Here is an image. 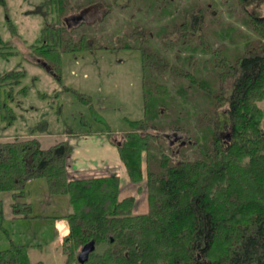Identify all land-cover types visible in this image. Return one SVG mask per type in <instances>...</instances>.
Here are the masks:
<instances>
[{"label":"trees","instance_id":"obj_1","mask_svg":"<svg viewBox=\"0 0 264 264\" xmlns=\"http://www.w3.org/2000/svg\"><path fill=\"white\" fill-rule=\"evenodd\" d=\"M236 1L242 22L256 38L247 37L235 57L206 36L201 4L44 0L39 6L46 18L55 14L41 29L42 44L35 45L40 55L57 58L59 49L102 47L96 32L108 33L100 23L116 7L129 17L115 29L116 46L137 49L143 64V118L106 137L116 146L129 181H144L147 212L134 213V196L119 197L121 179L115 173L69 178L66 159L72 146L67 140L47 148L36 137L0 140V193H11L14 218L31 216L29 204L20 201L31 180L45 178L51 193L68 195L72 210L50 216L67 219L60 247L65 264H264V108L257 105L264 99V0ZM0 3L7 10L5 1ZM96 3L105 7L100 20L68 24L66 17ZM139 13L146 20L135 19ZM163 16L168 28L156 32L147 26L149 19ZM192 38L195 49L187 44ZM174 46L190 51L182 56L179 48L171 60L161 49ZM10 47L0 39V55L11 53ZM198 49L208 56L201 58ZM24 75L22 70L0 74V86L9 87L7 100H13ZM14 116L6 100L0 104L1 121L10 123ZM45 129L44 124L29 126L28 133ZM223 131L228 140L221 137ZM87 134L94 132L79 135ZM171 134L180 135L177 144L170 142ZM186 146L193 148L192 157H185ZM2 213L0 198V226ZM88 243L95 249L80 263L76 258ZM0 264H30L26 245L1 250Z\"/></svg>","mask_w":264,"mask_h":264},{"label":"rangeland","instance_id":"obj_2","mask_svg":"<svg viewBox=\"0 0 264 264\" xmlns=\"http://www.w3.org/2000/svg\"><path fill=\"white\" fill-rule=\"evenodd\" d=\"M4 1L7 10L0 3V39L11 45V53L0 55V74L10 70H22L25 75L20 79V86L15 87L11 101L7 100L8 85L0 86V104L6 100L15 114L10 123L0 120L1 138L22 133L27 136L29 126L44 124L46 129L36 132L35 135L39 145L47 148L71 138L72 135L80 136V133L86 131H92L98 136L108 133L119 135L129 129V120L143 118L141 52L116 46L115 38L118 34L115 29L121 21L129 18L125 13L113 7L112 12L100 23L101 28L108 33L102 34L98 31L99 28H96V35L99 37L96 40L103 44L102 47L79 51L59 49L57 58H46L35 50V45L42 44L41 29L45 27L47 20H53L55 14L46 18L39 11V6L44 0ZM143 1L149 0H139ZM174 2L187 8L198 4L205 6L206 36L216 40V45H225L226 51L234 57L243 52L247 37L256 38L242 22L244 18L236 0ZM163 7L160 5L156 9ZM90 8L66 17L68 24L78 26L83 22L90 25L100 20L105 7L97 4ZM167 17L163 16L160 20L149 19L147 26L153 31L161 32L169 27ZM135 19L146 20L145 14L139 13ZM8 21L14 26L15 33L11 32ZM156 44L155 42L154 46ZM187 44L189 48L195 49L197 39L192 38ZM179 48L183 50L182 56L190 51L178 46L162 49L159 47V50L173 60L174 54L180 53ZM196 51L201 58L208 56L199 49ZM23 86L25 91H17ZM257 105L264 108V99L258 101ZM221 137L228 140V132L223 131ZM179 139V134L169 135L172 144H177ZM183 149L185 157L194 155L193 148L186 146ZM180 150L182 151V148ZM68 162L70 161H66L67 175L72 179L108 176L112 173L120 177L118 172L101 168L84 174L78 173ZM120 185L119 197L132 195L135 198L134 213L147 212V190L144 181L132 184L127 177V181H121ZM47 187L45 178L28 182L25 187L26 196L20 200L27 202L31 208V216L26 218H14L11 193H0L3 209L0 251L9 248L11 244H24L30 264H65L66 256L60 247L64 230L67 229V219L50 216L65 215L72 208L67 199L68 195L53 194ZM104 247L103 244L96 251L100 252ZM72 264H76V261Z\"/></svg>","mask_w":264,"mask_h":264},{"label":"crops","instance_id":"obj_3","mask_svg":"<svg viewBox=\"0 0 264 264\" xmlns=\"http://www.w3.org/2000/svg\"><path fill=\"white\" fill-rule=\"evenodd\" d=\"M28 135L24 136V133H22V135H13L7 138H1L2 136H0V139L37 138L35 134L34 136ZM65 140H67L72 146L71 153L66 161H70L68 163L74 171L84 174L91 170L96 171V169L101 168L106 169L107 171L118 172L121 181H127V172H125L126 169L123 162L120 161L116 146L108 140L106 135L98 136L95 133L80 136L72 135L71 138H66ZM67 231L68 230L65 229L64 234H66Z\"/></svg>","mask_w":264,"mask_h":264},{"label":"water","instance_id":"obj_4","mask_svg":"<svg viewBox=\"0 0 264 264\" xmlns=\"http://www.w3.org/2000/svg\"><path fill=\"white\" fill-rule=\"evenodd\" d=\"M95 246L92 243H88L87 245L83 246L82 250L80 251L78 255V261L80 263H84L87 261V257H89V254L94 251Z\"/></svg>","mask_w":264,"mask_h":264}]
</instances>
